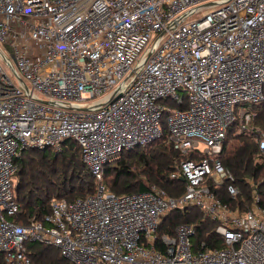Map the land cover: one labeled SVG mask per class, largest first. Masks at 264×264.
Listing matches in <instances>:
<instances>
[{
	"label": "built area",
	"instance_id": "built-area-1",
	"mask_svg": "<svg viewBox=\"0 0 264 264\" xmlns=\"http://www.w3.org/2000/svg\"><path fill=\"white\" fill-rule=\"evenodd\" d=\"M263 101L264 0H0V264H34L30 242L73 264H264L261 195L242 210L218 192L240 193L220 158L231 127L253 135L264 161ZM163 121L185 155L171 174L184 191L116 194L106 165L160 139ZM67 139L96 191L16 221V159ZM189 206L218 222L223 247H196L189 222L161 232Z\"/></svg>",
	"mask_w": 264,
	"mask_h": 264
},
{
	"label": "trees",
	"instance_id": "trees-1",
	"mask_svg": "<svg viewBox=\"0 0 264 264\" xmlns=\"http://www.w3.org/2000/svg\"><path fill=\"white\" fill-rule=\"evenodd\" d=\"M262 104L254 126L264 131V101L254 109ZM163 130L160 139L145 147L124 151L106 165L104 183L112 191L119 195L142 192L154 184L170 194L184 191L185 181L180 177L172 178L171 174L185 155L174 148L165 121ZM234 132L235 128L231 127L220 158L233 173L240 193L233 198L226 187H222L218 189L219 195L231 206L244 210L253 205L256 188L261 195L259 204L264 206V161L259 155L258 144L252 134ZM203 155L202 152L199 154ZM16 164L15 195L22 214L14 219L22 223L48 214L55 198L74 200L97 189L98 181L85 164L80 145L73 139L65 140L58 151L51 148L25 149L16 159ZM183 222L192 223L196 228L193 239L196 247L202 242L208 248L225 245L224 238L216 232L218 222L206 218L194 206L169 211L161 232L174 234L176 226ZM29 248L34 264H73L54 246L30 242Z\"/></svg>",
	"mask_w": 264,
	"mask_h": 264
},
{
	"label": "rangeland",
	"instance_id": "rangeland-1",
	"mask_svg": "<svg viewBox=\"0 0 264 264\" xmlns=\"http://www.w3.org/2000/svg\"><path fill=\"white\" fill-rule=\"evenodd\" d=\"M206 10H208V9L207 8L200 9L198 12H196V13H194L192 15H189L187 20H192V19H197V18L202 17L204 15V13L206 12ZM4 65H5L7 70H10V68L8 67L7 64L4 63ZM262 107H263V104L260 107L255 109L256 114L262 109ZM257 193H259V192L257 191Z\"/></svg>",
	"mask_w": 264,
	"mask_h": 264
}]
</instances>
